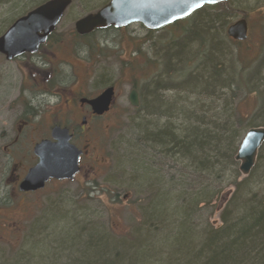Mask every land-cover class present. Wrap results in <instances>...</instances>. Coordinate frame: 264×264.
<instances>
[{"label": "trees", "instance_id": "obj_1", "mask_svg": "<svg viewBox=\"0 0 264 264\" xmlns=\"http://www.w3.org/2000/svg\"><path fill=\"white\" fill-rule=\"evenodd\" d=\"M234 3L203 6L161 28L174 32L160 41L158 62L148 61L157 72L162 67L161 72L138 88L136 110L143 114L142 122L135 123L139 165L143 172L162 168L159 184L154 179L147 184L146 200L151 201L133 202L142 221L118 235L110 225L94 222L90 217L95 212L86 214L75 205L60 207L54 215L45 213L52 223L65 222L60 232L51 233L52 240L48 232L42 237L46 230L37 231L34 222V239L26 237L33 241L34 253L21 247L13 253L0 252V264H264V143L248 176L241 177L234 158L245 131L264 125V41L251 62L238 51L242 43L226 37L228 17L233 11L243 12ZM260 22L264 29V13ZM53 38L55 34L49 41ZM227 46L235 47L231 57ZM188 53L191 57L185 59ZM131 86L138 91L136 82ZM172 92L176 96L168 95ZM248 101L254 107L243 112L240 104ZM165 166L174 170L170 178L175 197L172 191L165 197L161 193L163 175L169 176ZM187 179L189 185H183ZM211 183L233 187L217 224L200 221L196 215L204 209L198 207L202 202L212 208L209 201L218 188L212 192ZM161 196L169 199L155 207L153 197Z\"/></svg>", "mask_w": 264, "mask_h": 264}, {"label": "rangeland", "instance_id": "obj_2", "mask_svg": "<svg viewBox=\"0 0 264 264\" xmlns=\"http://www.w3.org/2000/svg\"><path fill=\"white\" fill-rule=\"evenodd\" d=\"M41 1H0V33L2 30L4 32L16 18L28 12L32 6ZM107 1L73 0L55 29V38L39 52L40 55H44V58L31 56L29 58L20 57L15 61H6L0 55V126L10 125L8 119L11 112L10 104L17 100L18 93L22 88L30 90V93L26 94L34 107V112L38 113L39 118L41 117L40 127L43 130V127L49 125L51 115L56 112L53 108L62 106L64 97L70 93L77 90L83 95L95 96L109 84L115 87V102L112 110L104 119L95 121L90 133V139L95 142L93 144L94 147L96 146V154L106 160L104 164L107 169L104 168L103 171L97 172L96 176V180L101 182L103 180L102 172H104L107 181L104 189L105 194L96 190L95 201H70L71 197L66 198L64 194L61 195L60 201H12L10 211H14L19 216L17 218L8 215L10 217L8 222L16 223L12 232L6 233V230L0 229L1 253H13L24 248L23 250L26 252L31 251L30 255L33 254L34 251L30 248V242L33 241L29 242L28 240L29 237L32 240L35 237L31 232V225L36 222L37 231L46 230V234L42 237L58 233L61 226H65V222L57 220L55 222L61 223H52L45 213L54 215L60 207L66 210L73 205L79 208L83 207L86 214L95 212L97 215L94 218L90 217L94 222H101L104 226L110 225L116 234L122 235L142 221L137 206L133 202L151 201L146 200L148 196L147 184L153 179L155 183L159 184L156 179H158L159 170L162 168L154 166L145 172L140 168L142 162L135 146L139 137L135 123L142 122L143 114L142 111L136 110L138 108L129 104L128 94L132 83L136 82L137 89H140L142 84L161 72L162 67L157 72L150 68L151 62L148 61L158 62L160 41L169 39L174 32L166 28L148 31L140 24H131L120 29L96 30L82 38L75 37L74 22L87 13L95 12ZM236 2L237 4L234 3V6L231 5V7H237L243 12L233 11V17H228L226 27L245 14L248 23V38L245 43H242V46L238 47V51L242 53V56L248 53L249 57L255 61L261 52V44L264 41V29L260 24V15L264 13V0H245L242 4H238V0ZM227 47L228 56L231 57L235 47ZM196 50L197 47L193 52ZM189 57L191 54L188 53V57L186 56L185 59ZM44 60H48L46 64L43 62ZM261 76L264 77V69L261 70ZM49 81H52L51 87L46 86ZM43 89L59 94L61 99L58 100L57 96L41 93L40 91ZM139 89L138 94L141 90ZM168 95H173V92ZM190 101L195 100L191 99ZM253 107L254 103L251 101L240 104L243 112L251 111ZM163 171L169 176L163 175L162 183L164 185L161 188V193L165 197L172 191V197H175L173 193L175 183L170 178L174 170L165 166ZM168 178L170 181H165ZM240 179L241 177L238 180ZM189 182L187 179L183 185H189ZM180 183L182 181H179ZM70 187L66 185L55 188L64 193V190ZM209 188L212 192L218 188L209 201L212 208H206L202 202L198 207L204 209L198 211L196 215L200 221L208 220L217 224L219 211L229 200L233 193V187H224L223 185L217 187L211 183ZM126 192L131 193L126 201L107 200L115 194H119L121 197ZM153 199L156 201L155 207H157L169 198L163 199L161 196L153 197ZM52 239L53 235L48 238V240Z\"/></svg>", "mask_w": 264, "mask_h": 264}, {"label": "water", "instance_id": "obj_3", "mask_svg": "<svg viewBox=\"0 0 264 264\" xmlns=\"http://www.w3.org/2000/svg\"><path fill=\"white\" fill-rule=\"evenodd\" d=\"M225 0H108L95 12L77 19L74 30L85 36L95 30L120 29L140 24L148 31L159 30L191 16L206 5H216ZM73 0H46L16 18L0 35V54L11 61L23 54H35L55 31L65 11ZM227 37L240 42L247 39L248 23L240 17L225 29ZM114 86L105 87L96 97L87 101L97 115L108 110L115 102ZM129 104L137 108L136 89L128 94ZM54 142L43 141L35 148L39 161L29 171L20 185L21 190L43 187L49 178L69 179L77 172V148L69 142L67 130L55 127ZM264 142V127L249 129L242 137L235 159L240 161L241 174L247 175L255 164L259 147Z\"/></svg>", "mask_w": 264, "mask_h": 264}, {"label": "flooded vegetation", "instance_id": "obj_4", "mask_svg": "<svg viewBox=\"0 0 264 264\" xmlns=\"http://www.w3.org/2000/svg\"><path fill=\"white\" fill-rule=\"evenodd\" d=\"M53 34L55 31L51 35ZM48 42L49 38L45 44L40 46L37 53H26L11 61L31 56L44 58V55H40L39 52ZM47 61L43 62L46 64ZM51 85L52 81H49L46 86L51 87ZM40 92L57 96L58 100L61 99V96L55 92L44 89ZM26 93H30V90L20 89L17 100L10 104L11 112L8 118L10 125L0 126V229L6 230V233L12 232L16 224L8 222L9 216L17 218L19 216L14 211H10L12 201H60L62 194L66 198L70 196V201H95V191H102L105 194L104 189L107 185L104 172H102L103 180L101 182L96 180L97 172L103 171L104 168L107 169V166L104 164L106 160L96 154V146L94 147L93 144L95 142L90 139V133L95 121L104 119L114 104L107 112L97 115L87 101L98 94L95 96L83 95L76 90L70 93L71 96L69 94L64 97L62 106L53 108L56 112L51 115L49 125L43 127L42 130L40 127L41 117L39 118L38 113L34 112V107ZM55 127L67 130L70 136L69 142L79 151L77 172L69 179L49 178L41 188L21 190L22 181L39 161L35 153L36 146L46 140L54 142L52 130ZM66 185L71 187L64 190V193L55 188ZM130 196L131 193L126 192L121 197L119 194H115L107 200L126 201Z\"/></svg>", "mask_w": 264, "mask_h": 264}, {"label": "bare ground", "instance_id": "obj_5", "mask_svg": "<svg viewBox=\"0 0 264 264\" xmlns=\"http://www.w3.org/2000/svg\"><path fill=\"white\" fill-rule=\"evenodd\" d=\"M70 7V6H69ZM68 7V8H69ZM86 15V14H85ZM84 16V15H83ZM82 16V17H83ZM81 18V17H80ZM79 19V18H78ZM75 23V22H74ZM226 35V34H225ZM227 37V36H226ZM228 39H230L231 41H233V42H237V41H234V40H232L231 38H229V37H227ZM247 38H248V36H247ZM247 41V39L246 40H243V41H240V42H237V43H245ZM246 60H248V61H253V59L252 58H250L249 57V55H248V53H246L244 56H243ZM256 123H259V122H256ZM256 127H264V125H255V126H251V127H249L246 131H245V133L249 130V129H251V128H256ZM245 133L243 134V136L245 135ZM242 136V137H243ZM241 142V141H240ZM264 143V142H263ZM262 143V144H263ZM240 144V143H239ZM239 147V146H238ZM261 147V146H260ZM259 147V148H260ZM238 150V149H237ZM259 150V149H258ZM258 153V152H257ZM236 154H237V152H236ZM236 154H235V157H236ZM234 157V158H235ZM256 158H257V156H256ZM235 161H237L236 159H235ZM238 162V171H239V173H240V175H241V177H246V176H248L249 174H250V172L252 171V169L254 168V166H255V164H256V160H255V164L253 165V167L251 168V170H250V172L247 174V175H243V174H241V172H240V170H239V165H240V161H237Z\"/></svg>", "mask_w": 264, "mask_h": 264}]
</instances>
